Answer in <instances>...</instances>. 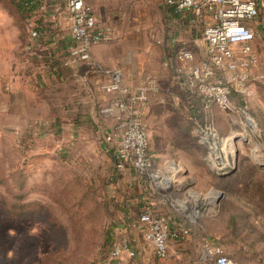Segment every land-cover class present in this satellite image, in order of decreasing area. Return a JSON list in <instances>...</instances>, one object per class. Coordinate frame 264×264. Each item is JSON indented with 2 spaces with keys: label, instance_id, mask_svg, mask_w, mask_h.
Returning <instances> with one entry per match:
<instances>
[{
  "label": "rangeland",
  "instance_id": "obj_1",
  "mask_svg": "<svg viewBox=\"0 0 264 264\" xmlns=\"http://www.w3.org/2000/svg\"><path fill=\"white\" fill-rule=\"evenodd\" d=\"M108 2L114 22L105 19L101 4ZM167 7L165 0L95 3L99 22L109 34L104 41L120 45L124 64L143 67L137 71L138 80L143 73L155 79L144 114L145 129L157 166L174 159L186 171L177 175L183 189L179 203L186 201L188 209L197 203L193 210H200L199 224L207 233L201 236L220 246L224 254L240 264H264V85L253 80L250 95L235 94L226 108L202 110L200 97L177 76L175 55L184 44L196 58L203 57L205 15L187 27L180 21L183 35L176 36ZM252 24L258 76L264 72V6ZM26 27L18 1L0 0V71L14 65L6 52L13 56L20 52ZM173 36L176 41L171 46ZM207 118L221 139L218 148L227 155L224 169L215 166L212 149L201 140L199 124ZM14 142L15 135L0 133V264H113L109 247L116 240L123 211L114 207L110 194L115 140L104 146L98 141L82 146L83 154L72 155L67 162L33 154L26 159L12 151ZM13 169H25L28 177H10ZM191 192L202 197L197 200ZM201 243L176 246L166 260L152 255L149 264H191L200 255ZM199 258L201 264H215L211 257Z\"/></svg>",
  "mask_w": 264,
  "mask_h": 264
},
{
  "label": "built area",
  "instance_id": "obj_2",
  "mask_svg": "<svg viewBox=\"0 0 264 264\" xmlns=\"http://www.w3.org/2000/svg\"><path fill=\"white\" fill-rule=\"evenodd\" d=\"M98 1L100 0H60L63 8L56 7V11L64 10L72 32V44L65 58V65L85 63L90 69L112 76L113 79L103 85V90L106 93H117L118 97L102 109L101 113L114 115L117 119L114 129L117 137V169L146 179L154 197L164 199L167 204L188 213L186 201L179 203L183 189L177 178L186 172L183 165L174 159H165L162 166L158 167L150 150L144 110L147 108L149 94L155 87V79L144 75L142 83L133 90L123 85L120 72L102 68L93 58V48L109 36L99 26L95 9ZM165 1L174 5L177 11H194L198 17L200 14L205 15L206 26L202 35L205 43L204 57L196 58L195 53L187 47L181 48L175 56L177 76L188 91L200 97L202 110L226 108L230 106L235 94L250 95V83L253 80L259 79L264 85V72L258 76L255 73L259 54L253 45L256 32L252 24L264 6V0ZM47 3H51V0H47ZM28 26L30 35L27 49L30 51L33 43L40 38L41 31L36 29L33 22ZM199 125L201 140L212 149L210 157L213 155L217 161L215 166L220 165L217 166L219 169L226 168L227 155L222 154L218 148L221 139L213 123L208 119ZM193 193L198 192H191L196 198ZM150 205L152 202L143 207L136 219L126 221L125 227L141 231L143 241L153 249L157 258L166 259L170 255L172 243L189 236L190 230L173 227L167 216L155 213ZM193 211L195 213L189 214L192 220L199 216L200 210ZM139 242L135 236L115 241L109 247L112 263L124 264L125 257L135 258ZM202 250L203 258L207 260L211 257L215 264H237L224 254L220 246L210 245L207 240H204Z\"/></svg>",
  "mask_w": 264,
  "mask_h": 264
},
{
  "label": "crops",
  "instance_id": "obj_3",
  "mask_svg": "<svg viewBox=\"0 0 264 264\" xmlns=\"http://www.w3.org/2000/svg\"><path fill=\"white\" fill-rule=\"evenodd\" d=\"M101 5L106 14L105 19L114 22L115 15L108 12L112 3ZM57 6L63 8L60 0H51L48 4L47 18L55 23L53 29L50 32L40 30V38L33 43L30 51L27 49L28 42H22L19 54L15 52L13 56L6 52L7 56H12L11 60L14 59V65H5L0 71V133L15 135L16 142L24 149L27 148L31 155L51 159L53 162L57 161L56 157L61 151L67 153V160H71L72 155L81 156L82 146L92 142L98 141L103 146L114 140L115 144L117 142L114 133L116 117L101 113L102 109L118 97L117 93H106L103 90V85L113 78L111 75L90 69L85 63L68 68L62 65L72 44V32L64 10L56 11ZM174 23L177 28L182 26L178 20H174ZM186 24L184 23L185 26ZM99 26L107 31L103 22H99ZM181 31L176 30L175 35L182 36ZM119 46L104 41L93 48V58L102 68L120 72L123 85L135 90L142 83V76L146 74L143 73L140 80L137 79V71H143V67L133 68L127 63L124 64L125 61H121ZM202 56L204 57V52ZM58 65L62 66L60 71H57ZM148 101L149 99L147 105ZM146 110L147 108L144 112ZM113 154L115 155V149ZM120 174L123 184L119 187L117 195L123 210L120 218L124 227L116 230V239L122 240L132 236L139 239L137 256L133 259L138 260V264H149L150 256L157 258L153 249L143 241L141 231L125 227L126 221L136 219L149 202H152V210L167 216L173 227L190 230L189 236L175 241V245L172 243L170 255L175 253L176 246L198 247L200 240L202 243L198 248L199 257L205 259L202 250L205 238L201 235L207 233L201 230V218H198L200 216H195L196 219L192 220L189 218L190 211L187 213L178 210L176 206L167 204L164 199L154 197L146 179L138 178L129 171H122ZM193 194H196L194 196L197 199L202 197L201 194ZM194 205L189 210H193ZM206 239L208 241V237ZM210 245L215 244L210 242ZM179 251L184 250L181 248ZM199 257L192 260L191 264H201ZM133 259L125 257L124 264H137Z\"/></svg>",
  "mask_w": 264,
  "mask_h": 264
},
{
  "label": "trees",
  "instance_id": "obj_4",
  "mask_svg": "<svg viewBox=\"0 0 264 264\" xmlns=\"http://www.w3.org/2000/svg\"><path fill=\"white\" fill-rule=\"evenodd\" d=\"M17 1H18V6H19V9H20V12L24 16L25 21L27 23V27L26 28L28 30V34L25 35L26 36V41L25 42H27V38L29 39L30 33H29V26L28 25H29L30 22H33L35 24L36 29H38V30H43V31L50 32L53 29V26H54L55 23L51 22L47 18L49 16L48 15V4L49 3H47V0H17ZM176 11L177 10H176L174 5H169L168 4L167 10H166V14H169L170 16H172L173 22H174V20H178V21H182L183 23L189 24V23H191V21L195 22L196 18H198V15L195 12H184V11L176 12ZM175 24L176 23H174V25ZM174 28H175V31L178 30V28L176 26H174ZM175 41H176L175 36L171 37V46H172V43H174ZM183 45L184 44H182L180 47L183 48L182 47ZM63 64L65 65V59L62 61V65ZM65 66H67V68L69 67L68 65H65ZM56 67H57V71H60L62 69L61 68L62 66H60V65H58ZM13 146H15V147H13V150H12L14 153H16V154L18 153V155L22 153V156H24L26 159L28 158V156L32 157V155L27 151L28 149L27 148L24 149L20 143L14 142ZM60 154H61V157L57 156L56 160L58 162H64V161L67 162V154H66V152L61 151ZM4 156H5V161H8L9 160L8 159V151H7V153L5 152ZM112 159H113V172H112L113 183L111 184V187L113 185L114 189H113L112 193L110 192V194L112 196H114L113 200H112V203H113L114 207L116 209H119V206L121 207V201L118 198L117 192L119 190V187H121V184H123V182H122L121 176H120L121 175L120 174L121 171H119L117 169L115 155L113 153H112ZM25 163L26 162L24 161L23 164H25ZM13 176L17 177V178H19V177H28V173H27V171L25 169L18 170V171L13 169L11 174H10V177H13ZM47 186L49 188L50 185H47ZM82 186L84 188H86L85 185H82ZM4 193H6V192L4 191ZM22 202H24V201H22ZM80 204H81V202H80ZM22 205H23V203H21L19 208H22ZM118 220H119V222H118V227L117 228H120L121 226L124 227V225H122L121 218H119ZM115 241H117V239L113 240L111 242V245L113 243H115ZM232 259L235 262H237V264H240L234 258H232Z\"/></svg>",
  "mask_w": 264,
  "mask_h": 264
}]
</instances>
